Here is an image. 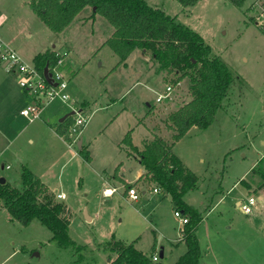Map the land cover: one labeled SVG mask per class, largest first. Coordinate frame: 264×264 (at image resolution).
<instances>
[{
  "label": "rangeland",
  "instance_id": "1",
  "mask_svg": "<svg viewBox=\"0 0 264 264\" xmlns=\"http://www.w3.org/2000/svg\"><path fill=\"white\" fill-rule=\"evenodd\" d=\"M30 1L0 0L4 15H0L3 22L0 32L5 41L29 63L38 52L57 49L64 55L70 49L69 58L62 65L68 79L67 93L73 98L92 96L118 100L111 106L106 102L95 103L84 131L79 132L78 137L85 143L87 138L95 137L89 147L91 163L82 160L77 152V159L66 166L60 178L55 169H48L44 175L51 188L56 186L65 192L64 200L71 213L69 235L82 249L59 247L52 240L51 231L37 218L27 226L21 225L11 218L1 201L0 264H107L109 255L103 246L115 240L131 242L149 256L156 251L157 264H174L186 247L176 250L171 243L182 234L178 228L179 217L174 215V206L167 194L149 192L148 196L141 192L147 188L140 186L137 201L126 200L119 191L105 199L99 174L121 156L115 144L122 129L133 127L136 116L143 115L144 111L146 118L143 120L141 116L139 121H145L155 134L171 142L172 131L167 129L165 120L189 96L188 79L174 82L178 74L159 69L151 52L140 48L131 52L125 64L120 63L108 45L101 47L107 37L104 18L93 23L92 19L83 21L90 8L58 35L36 16L28 5ZM147 2L201 34L211 51L232 70L234 80L213 123L206 130L193 127L176 142L173 152L198 176L197 186L188 191L194 195L189 199L187 192L185 199L188 197L198 210L202 208L203 216L207 213L204 222L198 224V235L211 258L209 263L227 264L236 252L245 258L250 252V264H264V196L258 199L262 193L257 191L264 189L258 173L263 165L258 160L264 157V32L254 24L252 0H245L240 8L230 0H197L186 7L177 0ZM66 63L71 71H66ZM167 85L171 90H166ZM156 91L165 95L157 102ZM71 100L67 104L52 100L45 105L41 120L28 122L19 111L31 98L18 85L16 76L9 74L0 63V176L12 186L22 185V165L37 170L35 165H48L54 152L59 151L65 158L69 156V148L58 141L53 127L47 129L41 121L46 122L48 116L49 124H57L58 115L61 117L70 110ZM123 105L128 107L126 112L109 121ZM65 120L71 123L72 115ZM36 126L45 132L41 133ZM141 128H133L131 132L137 144L141 142ZM74 148H78L77 144ZM106 173L115 171L106 170L103 175ZM123 189L127 187L124 185ZM219 194L225 196L220 198ZM249 195L257 200L253 211L246 214L235 202L246 200ZM212 203H216L212 211H206ZM89 214L93 216L91 220L86 219ZM243 221L248 222V233L240 223ZM230 223L232 229L228 231L226 226ZM216 229L221 230V235ZM155 242L157 250L153 246ZM159 245L164 246L161 258Z\"/></svg>",
  "mask_w": 264,
  "mask_h": 264
},
{
  "label": "trees",
  "instance_id": "2",
  "mask_svg": "<svg viewBox=\"0 0 264 264\" xmlns=\"http://www.w3.org/2000/svg\"><path fill=\"white\" fill-rule=\"evenodd\" d=\"M177 1L184 7L197 2ZM230 1L240 8L245 0ZM28 5L54 33L66 29L80 12L90 8L86 19L94 20L99 15L112 26L113 31L105 44L118 56L120 63L134 49L140 48L151 52L159 69L178 74L174 82L188 79L190 101H185L165 120L167 129L172 131L171 142L159 133H153L151 139L138 150L131 141L130 132L124 135L122 141L136 154L145 169V176L171 197L174 210H180L187 217L181 232L186 250L174 264H198L201 250L195 231L203 218V211L185 200L187 192L197 186L198 176L191 172L181 157L173 153L172 147L193 126L206 130L213 123L234 80L231 68L211 51L201 34L178 22L176 17L161 8L150 5L147 0H31ZM56 60L53 49L38 52L32 59L40 73ZM69 124L65 119L58 123L57 133H66ZM79 154L86 161L90 159L88 150L83 147L79 149ZM258 164H263L258 173L264 184V157L258 160ZM20 179L22 185L18 188L7 180L0 181V202H3L11 218L24 226L37 218L51 231L52 240L59 247L81 250V245H77L69 235L71 213L66 205L56 200L42 180L25 165L21 167ZM125 186L128 188L130 184ZM103 248L109 255L114 254L108 264H157L152 261V254L147 255L131 242L115 240Z\"/></svg>",
  "mask_w": 264,
  "mask_h": 264
},
{
  "label": "crops",
  "instance_id": "3",
  "mask_svg": "<svg viewBox=\"0 0 264 264\" xmlns=\"http://www.w3.org/2000/svg\"><path fill=\"white\" fill-rule=\"evenodd\" d=\"M89 8H86L84 11H82V12H80L78 15H77V17L75 18V20L73 21V22H76V20L78 19V16L80 15V14H84V12H86L87 10H88ZM90 14V13H89ZM88 14V15H89ZM0 15H1V17H3L4 15H3V13H2V11H0ZM88 15H84V18H82L83 19V21H85V20H91V19H86V17L88 16ZM100 18H103V17H101V16H99V15H96L95 17H94V20H91V22L93 23V22H95V21H97L98 19H100ZM72 22V23H73ZM103 22H105V24H107V37H105V39L102 41V45H101V47L103 46V44H105V41H106V39L109 37V35L112 33V31H113V29H112V26L109 24V22L104 18L103 19ZM0 23H1V25H3V22L1 21V19H0ZM70 25H68V27H69ZM108 26H111V29H109L110 27H108ZM67 29V28H66ZM65 30V29H64ZM60 33H58V35H59ZM0 35H1V32H0ZM1 37H2V35H1ZM3 38V37H2ZM4 39V38H3ZM5 40V39H4ZM10 45V44H9ZM107 45V44H106ZM54 46V45H53ZM135 50V49H134ZM56 51H58V52H60L59 50H57L56 49ZM112 51V50H111ZM70 52V49H69V51L68 50H65L64 51V55H65V59H67L68 60V53ZM133 52V51H132ZM20 54V53H19ZM142 54V53H141ZM142 56L143 57H145V55L144 54H142ZM128 58V57H127ZM119 61V60H118ZM124 64H125V62H123ZM123 64V65H124ZM114 67H112V69H113ZM111 69V70H112ZM71 71V67L66 63V71ZM111 70H109V71H111ZM104 76H107V74L106 75H104ZM67 89V88H66ZM156 92H158V91H156ZM164 93V92H163ZM162 92H158L157 93V95H156V97H155V102H157V101H159L160 99H158V96L159 95H164ZM108 96H109V93L107 94ZM70 98L72 99L71 101H70V103H69V107H70V110L69 111H71V110H73L72 108L73 107H75V108H78V109H81L85 114H87L88 115V118H89V114L90 113H92V111H93V108H94V106L96 105L95 103H97V104H99V105H104L105 104V102H106V104L107 105H109V106H111L112 104H115L116 103V101L118 100V98H114V97H110L109 99V101H106L105 100V98L104 99H102L101 97H92V96H88V98H84V97H80V98H73V97H71L70 96ZM32 101V100H31ZM31 103V102H30ZM148 105V104H147ZM23 107H25V106H23ZM23 107H21V108H23ZM102 107H104V106H102ZM21 108H20V110H21ZM96 109V108H95ZM128 109V107L126 106V105H123V107H122V110L121 111H118L115 115H113L112 117H110L109 118V121H113V120H116V119H118L121 115H122V113H125L126 112V110ZM46 110V107H44V109L42 110V112H41V114H40V118H37V119H40L41 120V115L44 113V111ZM68 111V112H69ZM20 112V111H19ZM67 112V113H68ZM144 114L143 115H140V116H136V119L133 121V124H134V126L133 127H131V126H126V127H124L123 129H122V132H121V136H120V138H118V140H117V142H116V150H118L119 152H120V154H121V156L119 157V158H117V160L111 165V166H109V168L107 169L106 168V166H105V168H102V173L101 174H99V177H101V181H102V185H103V188H102V192H103V190H106L107 188H109V189H112V188H114L115 190H114V192L112 193V195H114V193L116 192V191H119V193L120 194H122V196H123V198H125L126 200L127 199H129L128 198V194H126V189H125V191H124V185L125 184H130V186H133V187H135V189L137 190V192H139V187L140 186H143V187H146L147 189H142L141 190V192H144L145 194H147L148 196H150V194H149V192H152V189H153V187H156V185L153 183V182H151L146 176H145V169H144V167H143V165L142 164H140V162H139V160L137 159V156H136V154L133 152V151H131V149H130V147L126 144V143H124V141H122V138L124 137V135L127 133V132H130V137H131V141H132V143H133V145L134 146H136L137 147V149L138 150H140V149H142L143 148V146H144V144H145V142L147 141V140H150L151 139V137H152V134L154 133V131L151 129V128H149V126H147V124L145 123V121L143 122V121H139L140 120V118H141V116H143V120H144V118H146L145 117V115L147 114V112H143ZM20 114V113H19ZM21 115V114H20ZM86 115V116H87ZM62 117V116H61ZM60 115H58V121H57V124L56 123H52V124H49V117L47 116V117H45L46 118V122L45 121H41L42 122V124H43V126H45L47 129H48V127L49 128H51V127H53V130L55 131V135H56V137L58 138V141L60 142V143H62V145L64 146V147H68L69 148V156L67 157V158H65V157H63V156H61L58 152L59 151H57V152H54V154L52 155V157H51V160H50V163H48V165H46L45 167H42L43 166V164L42 165H35L36 167H38L39 169H33L32 171H33V173L35 174V175H37L38 176V178L39 179H41L42 180V182L48 187V189H49V191L50 192H52L53 193V195L55 196V192H59V191H61V192H63L64 194H65V192L64 191H62L61 189H57V187L56 186H53V188H51V185L47 182V181H45V178H44V175H45V173L47 172V170L48 169H55V171H57L56 172V174H57V176L60 178L61 177V173H62V171H64L65 170V168H66V166L67 165H70V164H72V162L74 161L73 159H77V152H79V148H74L75 147V145L78 143L77 141L80 139L78 136H79V134L81 133H77V134H75V135H70V134H68L67 132L66 133H64L63 135H60V134H58L57 133V127H58V123H60L59 122V120H60ZM26 118V117H25ZM27 119V118H26ZM142 119V118H141ZM28 120V119H27ZM42 120H44V119H42ZM28 122H29V120H28ZM33 122V121H32ZM54 124V125H53ZM57 125V126H56ZM141 126H143L144 128H141ZM24 127H25V125H24ZM137 127H139V128H141V130H143V132L141 131V138H140V144H137V141H135L133 138H132V136H131V132L134 130L133 128H137ZM193 127H195V126H193ZM193 127L192 128H190V130H188V132L186 133V134H188V133H190L192 130H193ZM35 129H38L39 130V128L41 129V133H42V131L43 132H45L41 127H39V126H36V127H34ZM83 129H85L84 128V126L80 129L81 131H84ZM200 130V129H199ZM95 137L93 136V138L92 139H94ZM92 139H88L87 138V142L85 143V142H82L83 141V139L81 138L80 140H81V142H82V146H81V148L83 147V146H85L84 148H85V150L87 151L88 150V152H89V156H90V159L86 162V163H91V155H90V151H89V147L92 145ZM181 139V138H180ZM77 140V141H76ZM28 141L29 142H32V139L31 138H29L28 139ZM76 141V142H75ZM179 141V140H178ZM177 141V142H178ZM74 144V145H73ZM176 144V143H175ZM175 146V145H174ZM174 146L172 147V151H173V148H174ZM80 148V149H81ZM78 149V150H77ZM174 153V152H173ZM82 157V156H81ZM82 160H84L83 158H82ZM183 160V159H182ZM86 161V160H85ZM183 162L185 163V161L183 160ZM7 165H9V164H6V166ZM185 165H186V163H185ZM5 166V167H6ZM187 166V165H186ZM4 167V165H2V168ZM6 168H10V167H6ZM57 169V170H56ZM106 170H112V171H115V173H111V174H107L106 173V175L104 176L103 175V173L104 172H106ZM2 176V175H1ZM2 177H4V176H2ZM146 178V179H145ZM4 179L5 180H7L5 177H4ZM83 179L82 178H80V182L82 181ZM144 180H146L147 182L149 181V183L151 184V185H149V184H147ZM8 181V180H7ZM148 190V191H147ZM257 191H259V192H261L262 193V196H258V199H263V196H264V189L262 190V188L261 189H258ZM159 193H164V192H161V191H159ZM158 193V194H159ZM189 193V199L191 198V196L192 195H194V193H192V192H188ZM167 194V193H166ZM112 195H106V196H104V198L106 199V198H108V197H110V196H112ZM66 196V195H65ZM186 196V195H185ZM225 195L224 194H219V197L220 198H222V197H224ZM188 197L185 199L189 204H191L192 206H193V204L192 203H190V201L188 200ZM56 198V197H55ZM67 198V196L65 197V199ZM167 199H169L170 200V202H171V197L167 194ZM239 200H241V199H236V205L238 206V202H239ZM58 201H60V202H63L65 205H66V207L68 208V210L70 211V208H69V206H68V204L65 202V200L64 199H58ZM130 201H132V200H130ZM201 203V205L203 206L204 205V203H203V201H200ZM172 203V202H171ZM216 205V203H212V205L210 206V207H208L207 209H206V211H208V212H211L212 211V208L214 207ZM201 210H202V208H201ZM85 212H86V210H84ZM207 214V213H206ZM206 214L203 216V218H202V220H201V222L199 223V225L202 223V222H204V220H205V218H206ZM88 217H89V220H91L92 218H93V216L92 215H87ZM71 220V219H70ZM69 223H70V221H69ZM240 223H243L244 224V228H245V230H246V232L248 233V222L247 221H243V222H240ZM199 225H197L196 226V231H195V233H196V236H197V239H198V245L200 246V250H201V256H200V258H199V261H198V264H210L209 262L211 261V258H209L208 257V255H207V252L203 249V245H201L202 244V240L200 239V236L198 235V232H199ZM180 226L181 225H179L178 226V228H179V230H180ZM215 227L216 228H218L217 227V225H215ZM226 229L228 230V231H231V229H232V225H231V223L229 224V225H227L226 226ZM216 231H217V233H219L220 231H218L217 229H216ZM220 234V233H219ZM221 235V234H220ZM172 244H173V246L175 247V249L176 250H178V248H182L183 246H185L184 245V242L181 240V235H180V237L178 236L175 240H173L172 242H171ZM186 247V246H185ZM139 250H141L142 252H144L145 253V250L144 249H141V248H139V247H137ZM154 248H156V250L158 249V246L156 245V242L154 243ZM159 248H160V250L158 251L159 253H160V251L162 250V252H163V255H164V246H162V245H159ZM236 252V251H235ZM157 252L156 251H154L153 253H152V255L153 254H156ZM249 254H250V252L247 254V259L245 258V257H243V256H241L238 252H236L235 254H233L234 256L230 259H228V263L227 264H250V262H249ZM109 255V254H108ZM151 255V256H152ZM162 255V256H163ZM110 257L112 258V257H114V255L112 254H110L109 256H108V259H107V262L110 260ZM161 258V257H160ZM178 259V258H177ZM108 264V263H107Z\"/></svg>",
  "mask_w": 264,
  "mask_h": 264
},
{
  "label": "built area",
  "instance_id": "4",
  "mask_svg": "<svg viewBox=\"0 0 264 264\" xmlns=\"http://www.w3.org/2000/svg\"><path fill=\"white\" fill-rule=\"evenodd\" d=\"M251 7L253 8V21L256 27L264 32V0H252ZM1 27V23H0ZM54 55L57 56L56 62L47 67L48 73H50V80H47L43 71L40 73L33 61L31 63L24 60V58L17 52L15 48L9 45L0 35V63L4 64L5 70L12 76H16L18 85L23 91L31 98V103L21 108L20 114L26 117L29 122L34 119L40 118V114L45 105L50 103L54 99H59L62 103L67 104L70 100V95L67 93L68 79L65 78V72L62 67L65 56L60 52L54 50ZM166 90H171L169 85L166 86ZM165 95H159L158 99ZM74 113L72 114V122L69 124L68 131L70 135L79 133L88 119V115L81 109L72 108ZM87 115V116H86ZM6 167H9L7 165ZM114 188L103 190L102 194L112 195ZM160 189L153 187V193H159ZM128 198L132 201H137L140 194L133 186H129L126 189ZM57 199H65V194L61 191L55 192ZM257 198L253 195L247 196L246 200H239V208L246 214L253 211V207ZM174 215L179 217L181 223L180 232H182V226L187 221V217L183 215L180 210H174ZM152 261L158 260L157 254L151 256Z\"/></svg>",
  "mask_w": 264,
  "mask_h": 264
},
{
  "label": "water",
  "instance_id": "5",
  "mask_svg": "<svg viewBox=\"0 0 264 264\" xmlns=\"http://www.w3.org/2000/svg\"><path fill=\"white\" fill-rule=\"evenodd\" d=\"M43 73H44V75H45V77H46V79L47 80H50V73H48V71H47V66H45L44 68H43ZM190 97L188 96V97H186V101L188 102V101H190ZM74 113V110H71V111H69L68 113H66L65 115H63L61 118H60V120H59V122H62L64 119H66L67 117H69V115H72ZM78 143H77V146H78V148L80 149L81 148V146H82V142H81V140L79 139L78 141H77ZM0 181L1 182H4L5 181V179H4V177H2V176H0ZM86 219H89V217L86 215ZM38 254V253H37ZM163 255V252H162V250L160 251V253H159V257H161Z\"/></svg>",
  "mask_w": 264,
  "mask_h": 264
},
{
  "label": "bare ground",
  "instance_id": "6",
  "mask_svg": "<svg viewBox=\"0 0 264 264\" xmlns=\"http://www.w3.org/2000/svg\"><path fill=\"white\" fill-rule=\"evenodd\" d=\"M107 189H109V188H107Z\"/></svg>",
  "mask_w": 264,
  "mask_h": 264
}]
</instances>
